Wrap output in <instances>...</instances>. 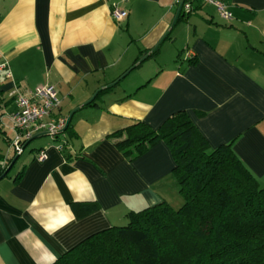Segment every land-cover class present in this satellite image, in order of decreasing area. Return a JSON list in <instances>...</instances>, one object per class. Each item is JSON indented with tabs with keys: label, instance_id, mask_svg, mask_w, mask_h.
I'll return each instance as SVG.
<instances>
[{
	"label": "crops",
	"instance_id": "0c3cea01",
	"mask_svg": "<svg viewBox=\"0 0 264 264\" xmlns=\"http://www.w3.org/2000/svg\"><path fill=\"white\" fill-rule=\"evenodd\" d=\"M225 1L230 21L202 3L185 14L176 0H0L11 73H0V160L14 155V88L53 85L71 125L64 152L35 134L0 176V264H51L130 212L182 204L162 141L133 160L117 149L138 120L157 128L185 111L210 150L230 145L264 185V0ZM118 2L121 22L110 14ZM157 53L161 67L121 83ZM82 202L97 207L78 215L71 205Z\"/></svg>",
	"mask_w": 264,
	"mask_h": 264
},
{
	"label": "trees",
	"instance_id": "16d2710c",
	"mask_svg": "<svg viewBox=\"0 0 264 264\" xmlns=\"http://www.w3.org/2000/svg\"><path fill=\"white\" fill-rule=\"evenodd\" d=\"M70 131L68 124L61 133L62 152ZM161 141L173 157L182 204L162 200L130 212L126 223L89 235L51 264H264V185L230 145L210 150L185 111L157 128L135 121L115 145L133 160ZM13 152L0 160V176L20 155ZM71 207L80 215L97 203Z\"/></svg>",
	"mask_w": 264,
	"mask_h": 264
},
{
	"label": "built area",
	"instance_id": "2783aa9c",
	"mask_svg": "<svg viewBox=\"0 0 264 264\" xmlns=\"http://www.w3.org/2000/svg\"><path fill=\"white\" fill-rule=\"evenodd\" d=\"M176 3L185 14L191 13L197 4L202 3L213 7L221 19L225 21L232 19V13L225 0H176ZM110 14L116 22H121L127 12L120 7V2H118L112 4ZM0 73H4L6 76L11 75L7 62L0 63ZM10 95L16 105L15 111L9 116L11 128L14 130L10 147L17 154H21L25 143L33 135L46 133L56 143L57 149L61 151L63 139L60 131L65 127L67 118L56 113L61 101L55 87L51 84H43L28 92L14 88ZM46 157L45 151L41 150L36 159L43 161Z\"/></svg>",
	"mask_w": 264,
	"mask_h": 264
},
{
	"label": "rangeland",
	"instance_id": "374dc122",
	"mask_svg": "<svg viewBox=\"0 0 264 264\" xmlns=\"http://www.w3.org/2000/svg\"><path fill=\"white\" fill-rule=\"evenodd\" d=\"M207 7H208V6H207ZM162 51H163V54H164V56H165L164 59H167V57L169 56V51L171 52V48H170L169 50H166V49H165V46H164V47L162 48ZM162 51H161V52H162ZM162 63H163V60H162V58L159 56V53H157V54H155L154 56H151V57L145 59V60L142 62L141 66L138 67V68H136V70L133 72V74H131V76H130L127 80H125V82H121V83H122V84H123V83H127V81H128L131 77H135V76L137 77L139 74H142V73L147 74V73L151 72V70H153L154 68H156V67H161ZM122 84H121V85H122ZM13 137H14V135L11 136V138H13ZM49 137H50V136H49ZM27 151H28V150H26L25 154L27 153Z\"/></svg>",
	"mask_w": 264,
	"mask_h": 264
},
{
	"label": "water",
	"instance_id": "95a60500",
	"mask_svg": "<svg viewBox=\"0 0 264 264\" xmlns=\"http://www.w3.org/2000/svg\"><path fill=\"white\" fill-rule=\"evenodd\" d=\"M180 9H181V7H179V11H180ZM178 11V12H179ZM159 45V43L156 45V46H158ZM69 119H70V117H68L67 118V121H66V124H65V127L60 131V132H63L64 130H65V128L68 126V124H69ZM9 168H10V166L7 168V170L4 172V174L2 175V176H4L6 173H7V171L9 170ZM1 176V177H2Z\"/></svg>",
	"mask_w": 264,
	"mask_h": 264
}]
</instances>
